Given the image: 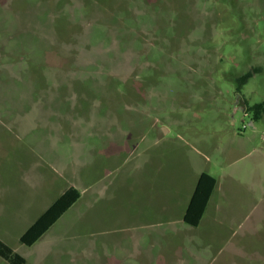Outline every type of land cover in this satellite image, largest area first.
<instances>
[{
	"label": "rangeland",
	"instance_id": "rangeland-1",
	"mask_svg": "<svg viewBox=\"0 0 264 264\" xmlns=\"http://www.w3.org/2000/svg\"><path fill=\"white\" fill-rule=\"evenodd\" d=\"M260 105L264 0H0V240L31 264H264Z\"/></svg>",
	"mask_w": 264,
	"mask_h": 264
},
{
	"label": "trees",
	"instance_id": "trees-1",
	"mask_svg": "<svg viewBox=\"0 0 264 264\" xmlns=\"http://www.w3.org/2000/svg\"><path fill=\"white\" fill-rule=\"evenodd\" d=\"M250 73L237 79L245 82ZM242 83L240 82L239 85ZM257 107V106H256ZM253 107V120L259 118V111H264V106ZM216 185V179L201 173L194 190L189 198L182 220L190 227H197L206 211L207 204ZM80 198V191L74 187L65 188L23 231L19 237L22 245L30 247L38 242L49 229L66 213ZM0 259L7 264H31L14 251L10 246L0 240Z\"/></svg>",
	"mask_w": 264,
	"mask_h": 264
},
{
	"label": "crops",
	"instance_id": "crops-1",
	"mask_svg": "<svg viewBox=\"0 0 264 264\" xmlns=\"http://www.w3.org/2000/svg\"><path fill=\"white\" fill-rule=\"evenodd\" d=\"M197 180H198V179H196V182H197ZM196 182H195V184H196ZM195 184L193 185L192 191L190 192V195L188 196V198H190V196H191V194H192V192H193V190H194ZM213 192H214V190H213ZM213 192H212V195H213ZM80 194H81V192H80ZM212 195H211V197H212ZM211 197H210V199H209V202H210V200H211ZM79 199H80V198H79ZM188 201H189V199H188ZM188 201H187V203H188ZM209 202H208L207 206L209 205ZM186 206H187V204H186ZM185 209H186V207H185ZM185 209H184V211H185ZM206 210H207V208H206ZM205 212H206V211H205ZM183 214H184V212H183ZM204 214H205V213H204Z\"/></svg>",
	"mask_w": 264,
	"mask_h": 264
}]
</instances>
